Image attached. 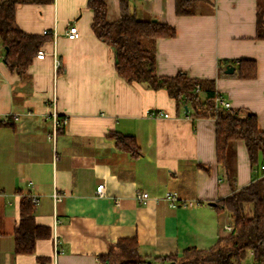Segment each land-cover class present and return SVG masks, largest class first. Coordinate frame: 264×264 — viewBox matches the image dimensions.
Masks as SVG:
<instances>
[{"label": "crops", "instance_id": "crops-1", "mask_svg": "<svg viewBox=\"0 0 264 264\" xmlns=\"http://www.w3.org/2000/svg\"><path fill=\"white\" fill-rule=\"evenodd\" d=\"M105 1L106 18L117 19L121 0ZM126 1L137 17L175 29L173 37L155 40L158 75L184 71L214 79L230 107L254 113L264 129V38L255 36L262 0H197L187 15L175 13L174 0ZM92 16L87 0L16 3V24L40 35L38 50L45 52L22 71L7 68L0 39V264H101L120 238H135L140 255H181L191 246L213 245L231 224L227 211L209 204L231 192L216 161L215 119L194 115L164 88L122 78L113 48L90 28ZM71 23L80 31L77 39L65 35ZM240 58L255 60V77L236 75ZM228 64L231 73L224 72ZM53 110L67 122L51 140ZM150 110L168 116H150ZM112 132L129 139L116 143ZM228 160L237 188L263 173L261 155L252 169L241 139L231 142ZM168 191L187 205L171 206ZM141 192L148 193L145 203L136 198ZM24 197L32 199L34 222L49 235L37 238L31 253H16Z\"/></svg>", "mask_w": 264, "mask_h": 264}, {"label": "trees", "instance_id": "trees-1", "mask_svg": "<svg viewBox=\"0 0 264 264\" xmlns=\"http://www.w3.org/2000/svg\"><path fill=\"white\" fill-rule=\"evenodd\" d=\"M53 0H0V39L4 46L3 60L8 69L24 70L43 43L38 34L26 33L15 22L18 2H45ZM197 0H174L177 15L194 13ZM92 9L90 28L94 35L113 48L114 67L127 82L143 83L152 89L164 88L179 104H187L196 116L215 119L216 161L225 167L231 192L218 200L215 207L230 214L232 229L218 236L207 248L194 246L182 250L181 255H140L135 238H120L110 244L101 264H240L251 252L252 264H264V172L243 187H236V175L228 160L232 141L241 139L248 154L249 164L256 168L258 155L264 163V129L258 128L257 117L245 108L223 107L216 103L218 93L214 79L188 76L184 71L175 75H158L154 68V43L158 37H173L175 29L154 18H140L133 14L126 0L119 3V16L113 21L106 18L105 0H87ZM264 38V0L257 2L256 35ZM256 62L240 58L236 75L249 79L256 75ZM116 143L127 141L126 136L109 134ZM131 139V138H130ZM134 147V146H133ZM132 147V148H133ZM245 203L252 206L251 214ZM34 205L30 197L20 200V220L14 232V251L31 253L39 237L49 235L46 227L33 218Z\"/></svg>", "mask_w": 264, "mask_h": 264}, {"label": "built area", "instance_id": "built-area-1", "mask_svg": "<svg viewBox=\"0 0 264 264\" xmlns=\"http://www.w3.org/2000/svg\"><path fill=\"white\" fill-rule=\"evenodd\" d=\"M47 30H43V33H47ZM65 35L67 36V38L69 39H77L80 36V31L77 27V25L75 23H71L68 24L66 31H65ZM45 52L42 50H38L36 53V57L37 58H43ZM52 56H53V61H54V68L59 66V61L56 57V52L53 51L52 52ZM216 103L218 105H221L223 107H230L229 103L218 93L217 99H216ZM148 115L150 116H165L167 117L168 114L167 113H162L161 111H148L147 112ZM51 118L53 121V127H52V131L50 134H48V138L53 140L55 137V130L58 126L64 125L67 122V118L65 116H63L62 118H59L57 111L53 110L52 114H51ZM259 170L261 172H264V163H262L259 166ZM96 193L100 196H102L104 194V183H100L96 186ZM53 196L55 197L56 195L53 194ZM136 198L138 199L139 202L141 203H145L147 198H148V193L147 192H141L140 194L136 195ZM164 198L169 202V204L171 206H176L177 204H180L182 206H186V202L185 200L180 199L177 196L176 192L173 191H168L164 194ZM34 200V199H33ZM223 228L225 229V231H230L232 229V225L231 224H224ZM251 252L249 251L247 253V258H251ZM248 264H252V262L248 263Z\"/></svg>", "mask_w": 264, "mask_h": 264}, {"label": "water", "instance_id": "water-1", "mask_svg": "<svg viewBox=\"0 0 264 264\" xmlns=\"http://www.w3.org/2000/svg\"><path fill=\"white\" fill-rule=\"evenodd\" d=\"M233 71H234V66L233 65H230V64L226 65L225 70H224L225 73H231ZM209 204L215 205L216 203L215 202H209ZM157 264H160V263H157ZM165 264H174V262L171 261V262H168V263H165Z\"/></svg>", "mask_w": 264, "mask_h": 264}, {"label": "rangeland", "instance_id": "rangeland-1", "mask_svg": "<svg viewBox=\"0 0 264 264\" xmlns=\"http://www.w3.org/2000/svg\"><path fill=\"white\" fill-rule=\"evenodd\" d=\"M251 262L250 258H246L244 261H242L240 264H248Z\"/></svg>", "mask_w": 264, "mask_h": 264}]
</instances>
